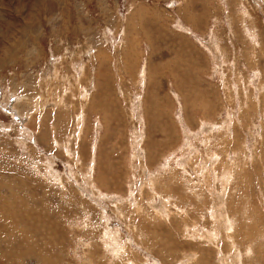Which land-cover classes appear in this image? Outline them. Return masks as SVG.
<instances>
[{
  "label": "rangeland",
  "instance_id": "1",
  "mask_svg": "<svg viewBox=\"0 0 264 264\" xmlns=\"http://www.w3.org/2000/svg\"><path fill=\"white\" fill-rule=\"evenodd\" d=\"M0 264H264V0H0Z\"/></svg>",
  "mask_w": 264,
  "mask_h": 264
}]
</instances>
